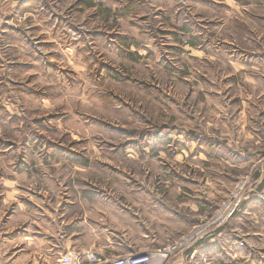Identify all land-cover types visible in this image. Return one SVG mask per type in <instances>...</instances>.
<instances>
[{
    "label": "rangeland",
    "instance_id": "obj_1",
    "mask_svg": "<svg viewBox=\"0 0 264 264\" xmlns=\"http://www.w3.org/2000/svg\"><path fill=\"white\" fill-rule=\"evenodd\" d=\"M191 232L264 264V0H0V264Z\"/></svg>",
    "mask_w": 264,
    "mask_h": 264
},
{
    "label": "built area",
    "instance_id": "obj_2",
    "mask_svg": "<svg viewBox=\"0 0 264 264\" xmlns=\"http://www.w3.org/2000/svg\"><path fill=\"white\" fill-rule=\"evenodd\" d=\"M198 238V233L191 232L175 240H167L162 247L152 251H139L111 257H102L93 250L79 252L72 249L62 254L57 264H167L169 259H173V264H211L207 256L195 258L196 251L188 250Z\"/></svg>",
    "mask_w": 264,
    "mask_h": 264
}]
</instances>
